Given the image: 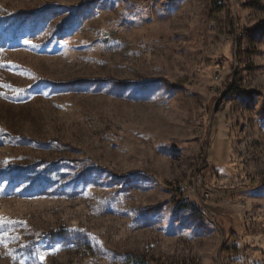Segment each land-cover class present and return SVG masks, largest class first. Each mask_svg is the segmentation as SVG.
Returning a JSON list of instances; mask_svg holds the SVG:
<instances>
[{
  "label": "rangeland",
  "instance_id": "374dc122",
  "mask_svg": "<svg viewBox=\"0 0 264 264\" xmlns=\"http://www.w3.org/2000/svg\"><path fill=\"white\" fill-rule=\"evenodd\" d=\"M0 218V264H264V0H0Z\"/></svg>",
  "mask_w": 264,
  "mask_h": 264
},
{
  "label": "trees",
  "instance_id": "16d2710c",
  "mask_svg": "<svg viewBox=\"0 0 264 264\" xmlns=\"http://www.w3.org/2000/svg\"><path fill=\"white\" fill-rule=\"evenodd\" d=\"M128 262L130 264H160L151 260H145L144 258L139 257H128Z\"/></svg>",
  "mask_w": 264,
  "mask_h": 264
},
{
  "label": "snow or ice",
  "instance_id": "6c2138e0",
  "mask_svg": "<svg viewBox=\"0 0 264 264\" xmlns=\"http://www.w3.org/2000/svg\"><path fill=\"white\" fill-rule=\"evenodd\" d=\"M25 43L27 44V43H29V41H25ZM3 221H2V218H0V223H2ZM40 260L42 261L43 260V255H41L40 256Z\"/></svg>",
  "mask_w": 264,
  "mask_h": 264
}]
</instances>
